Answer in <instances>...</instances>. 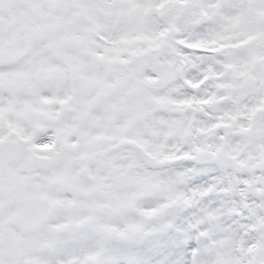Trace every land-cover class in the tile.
<instances>
[{
	"label": "snow or ice",
	"instance_id": "snow-or-ice-1",
	"mask_svg": "<svg viewBox=\"0 0 264 264\" xmlns=\"http://www.w3.org/2000/svg\"><path fill=\"white\" fill-rule=\"evenodd\" d=\"M0 264H264V0H0Z\"/></svg>",
	"mask_w": 264,
	"mask_h": 264
}]
</instances>
